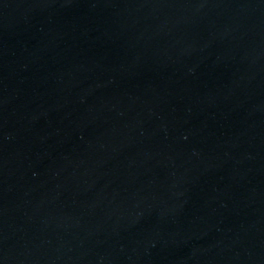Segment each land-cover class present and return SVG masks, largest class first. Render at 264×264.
Instances as JSON below:
<instances>
[{
    "label": "water",
    "instance_id": "1",
    "mask_svg": "<svg viewBox=\"0 0 264 264\" xmlns=\"http://www.w3.org/2000/svg\"><path fill=\"white\" fill-rule=\"evenodd\" d=\"M0 264H264V0H0Z\"/></svg>",
    "mask_w": 264,
    "mask_h": 264
}]
</instances>
